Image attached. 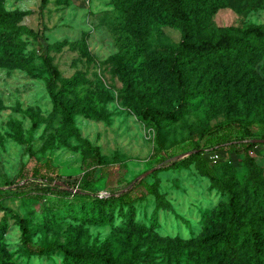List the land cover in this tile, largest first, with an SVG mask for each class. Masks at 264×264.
Instances as JSON below:
<instances>
[{"label": "rangeland", "instance_id": "obj_1", "mask_svg": "<svg viewBox=\"0 0 264 264\" xmlns=\"http://www.w3.org/2000/svg\"><path fill=\"white\" fill-rule=\"evenodd\" d=\"M1 4L23 10L15 23L37 34L21 31V51L0 56V264H105L58 247L36 251L53 243L103 251L117 264H215L218 255L205 259L194 240L224 227L230 197L241 219L264 210V140L239 141L264 139V51L248 65L246 55L222 64L191 58L185 97L171 58L183 34L154 1ZM249 23L264 24V0L220 6L199 30ZM39 54L73 77L68 89L55 88L97 151L70 134ZM157 108L177 115H145ZM237 116L254 121L245 127Z\"/></svg>", "mask_w": 264, "mask_h": 264}, {"label": "trees", "instance_id": "obj_2", "mask_svg": "<svg viewBox=\"0 0 264 264\" xmlns=\"http://www.w3.org/2000/svg\"><path fill=\"white\" fill-rule=\"evenodd\" d=\"M45 1L41 0V3ZM152 1L157 4L159 16L179 26L182 31L183 37L177 43L178 51L172 53L171 58L176 64L177 79L184 86L182 95L185 97V94L192 91V87L187 82L190 67L187 69L184 67L191 58L197 57L204 64H207L210 59H214L216 62L222 64L223 59L230 60L246 55L245 65H248L249 60H255V56L253 57L255 51H264V24L249 23L244 26L220 27L217 33L213 30H199L209 25L210 16L217 8L225 4H233L234 0ZM23 13L24 11L20 9L9 10L4 8L0 0V56H14L21 51L24 43L17 38V35L21 31L36 36L37 33L32 28H24L15 23V19ZM5 27H8L6 32L4 31ZM6 38H9L12 42L9 43ZM38 56L47 65L50 72V78L47 80V90L52 102L67 121L70 134L82 141L88 149L97 151V147L93 146L88 138L81 135L75 122L72 110L73 105L60 91L61 89H68V86L73 81V77H61L50 56L46 54H39ZM17 64L29 72L33 69L32 65L27 64V58H19ZM227 64L230 63L227 62ZM57 81H61L62 83L60 90L55 88ZM203 87L208 88L209 84H203ZM144 112L146 116H149L153 120H156L158 114H163L166 117L177 115L176 109L163 110L157 108L154 111L152 109H145ZM30 114L32 116L31 130H33L37 127L39 119L35 112L31 111ZM229 120L224 119L218 122L216 126H223L231 121ZM233 120L245 127L254 121V119L243 118L241 116H237ZM260 120L264 123L263 116L260 117ZM239 141L241 143L244 142L247 146L259 142L258 140H253V138L240 139ZM200 151L201 148L195 153H199ZM250 163L252 164V160ZM50 180L52 181L53 179L50 178ZM46 188L57 189L58 187L48 185ZM262 194L264 196V192ZM111 198H114V196H111ZM229 203L228 214H230V219L227 220L224 227L205 233L199 239L194 240V245L199 249V253L202 256H204V251H207L205 259L211 254L216 253L219 258L215 264H264V210L257 211L249 219L244 220L241 219L236 206L235 195L230 197ZM22 232L24 239L27 240L28 230L24 225L22 226ZM52 247L61 248L66 254L78 258L98 260L105 264H117L106 252L91 248L76 251L61 243L39 247L36 251L44 252ZM242 248H246L247 252L245 256L240 257L238 254ZM221 254L224 255L225 259L221 257ZM245 258L249 259V263L245 262Z\"/></svg>", "mask_w": 264, "mask_h": 264}, {"label": "water", "instance_id": "obj_3", "mask_svg": "<svg viewBox=\"0 0 264 264\" xmlns=\"http://www.w3.org/2000/svg\"><path fill=\"white\" fill-rule=\"evenodd\" d=\"M253 140L263 141L264 139H262V138H253Z\"/></svg>", "mask_w": 264, "mask_h": 264}]
</instances>
